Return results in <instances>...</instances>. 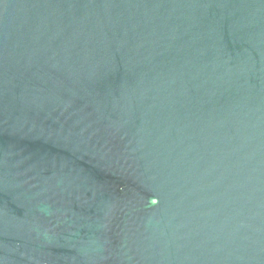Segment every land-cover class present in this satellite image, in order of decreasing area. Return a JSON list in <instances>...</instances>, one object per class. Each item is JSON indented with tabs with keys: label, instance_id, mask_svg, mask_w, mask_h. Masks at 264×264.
<instances>
[{
	"label": "water",
	"instance_id": "1",
	"mask_svg": "<svg viewBox=\"0 0 264 264\" xmlns=\"http://www.w3.org/2000/svg\"><path fill=\"white\" fill-rule=\"evenodd\" d=\"M0 264H264V0H0Z\"/></svg>",
	"mask_w": 264,
	"mask_h": 264
}]
</instances>
